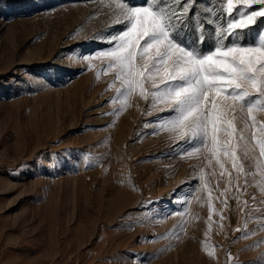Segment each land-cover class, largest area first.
Masks as SVG:
<instances>
[{"label": "rangeland", "instance_id": "obj_1", "mask_svg": "<svg viewBox=\"0 0 264 264\" xmlns=\"http://www.w3.org/2000/svg\"><path fill=\"white\" fill-rule=\"evenodd\" d=\"M112 3L0 0V264H264L259 171L251 166L249 186L221 212L213 193L209 225L198 176L204 168L217 187L210 154L186 155V138L161 127L166 104L137 91L122 106L116 70L82 59L122 30ZM221 3L196 5L203 50ZM195 28L185 29L193 39ZM253 115L264 122V111Z\"/></svg>", "mask_w": 264, "mask_h": 264}, {"label": "snow or ice", "instance_id": "obj_2", "mask_svg": "<svg viewBox=\"0 0 264 264\" xmlns=\"http://www.w3.org/2000/svg\"><path fill=\"white\" fill-rule=\"evenodd\" d=\"M197 3L173 0L160 6L154 0L139 4L113 0L110 7L122 19V30L107 36L105 47L80 55L89 64L93 57L106 60L107 67L116 70L122 106L137 91L166 104L171 112L161 127L186 138L188 147L182 152L210 154L205 159L220 170L219 176L212 174L217 187H209L204 168L198 179L209 196L207 223L211 225L213 193L222 206L216 211L221 212L228 199L239 200L249 186L251 166L264 178V122L253 115L257 109L264 111V26L258 39L246 40L243 35L264 19V0H222L219 11L209 9L207 23L215 24V35L214 46L207 50H203L206 37L198 31L204 23ZM193 22L195 39L185 31ZM97 42L105 43L103 37Z\"/></svg>", "mask_w": 264, "mask_h": 264}]
</instances>
